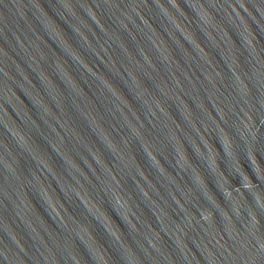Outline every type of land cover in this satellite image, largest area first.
<instances>
[{
  "label": "water",
  "instance_id": "obj_1",
  "mask_svg": "<svg viewBox=\"0 0 264 264\" xmlns=\"http://www.w3.org/2000/svg\"><path fill=\"white\" fill-rule=\"evenodd\" d=\"M0 264H264V0H0Z\"/></svg>",
  "mask_w": 264,
  "mask_h": 264
}]
</instances>
